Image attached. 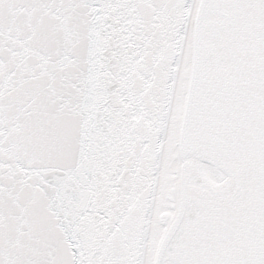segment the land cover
Segmentation results:
<instances>
[{
  "label": "snow or ice",
  "instance_id": "obj_1",
  "mask_svg": "<svg viewBox=\"0 0 264 264\" xmlns=\"http://www.w3.org/2000/svg\"><path fill=\"white\" fill-rule=\"evenodd\" d=\"M0 264H264V0H0Z\"/></svg>",
  "mask_w": 264,
  "mask_h": 264
}]
</instances>
